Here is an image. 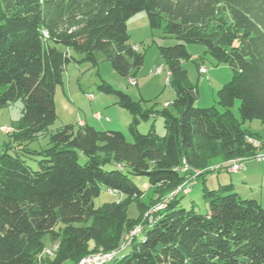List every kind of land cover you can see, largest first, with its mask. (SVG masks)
Returning a JSON list of instances; mask_svg holds the SVG:
<instances>
[{"label":"trees","instance_id":"16d2710c","mask_svg":"<svg viewBox=\"0 0 264 264\" xmlns=\"http://www.w3.org/2000/svg\"><path fill=\"white\" fill-rule=\"evenodd\" d=\"M140 11L152 28L178 40L160 46L175 89L172 106L144 108L116 91V103L132 116L131 139L88 122L50 132L68 62L97 64L103 52L121 75L136 76L144 54L133 48L127 22ZM189 43L233 70L219 89L220 107L197 104L185 62L199 61ZM19 99L23 113L13 135L26 146L0 147V264H64L101 250H118V264H264L263 202L232 180L210 185L206 175L218 157L227 165L255 151V136L242 125L264 123V0H0V106ZM236 99L241 121L231 113ZM141 121L150 122L147 133ZM45 131L46 148L27 146ZM138 175L167 196L151 217L133 180ZM192 178L190 190L175 192ZM199 183L205 211L182 203ZM103 190L125 200L96 205ZM133 201L136 218L128 214ZM46 235L58 242L50 263Z\"/></svg>","mask_w":264,"mask_h":264},{"label":"rangeland","instance_id":"374dc122","mask_svg":"<svg viewBox=\"0 0 264 264\" xmlns=\"http://www.w3.org/2000/svg\"><path fill=\"white\" fill-rule=\"evenodd\" d=\"M127 26L130 41L134 45H138L140 51L144 54V63L134 77L138 84L133 85L130 78L121 75L113 67L111 61L103 52L98 53L97 64H93L89 61L68 62L65 66L63 84L58 85L56 88L55 104L57 119L49 126L50 132L59 129L66 124L77 125L80 123V120H85L100 130H122L125 132L126 136L131 139V133L128 127L132 120V116L127 111L119 109V105L116 103L118 98L116 91L128 93L135 101L140 102L144 108L150 109L154 107L160 109L164 106H172L173 99L175 98V89L171 82L167 80L166 69L162 72H158L157 67L163 65L166 68L161 55L160 46L171 45L178 42V40L174 36L165 35L162 29L152 28L146 11H140L132 16L128 20ZM187 47L192 55L196 54L193 57L197 58L199 61L196 62L195 60H189L185 62L189 78L197 88V104L199 106L216 105L217 107H220L219 89L232 80V68L226 63H218L205 52L206 48L201 44L189 43L187 44ZM199 66H205L207 72L200 73ZM104 84L111 87L109 92L101 89V85ZM89 94H93L94 98L90 99ZM239 106L240 100L236 99L234 106L231 108V113L234 118L241 121ZM97 111L101 113L103 117L102 119H98L94 115ZM22 113L23 102L21 99L12 101L6 106H0V147L7 146L9 143L18 146L20 144L21 146L26 144L25 142L27 141H23V144L20 143L18 139L15 141L13 135L20 129L19 125ZM116 114V117L119 118L121 123L114 125L109 124L112 116ZM130 116L131 120H129ZM95 120L106 122V126L96 124ZM149 123L150 122L146 123L145 121H141L138 126L140 132L147 133L149 130ZM242 126L256 138H259L264 142V123L260 120H248ZM155 127L157 133L163 134V117H156ZM50 132H43L34 140L29 141V145L27 146L35 150L46 148L49 143ZM29 162L33 166H37L36 160H30ZM257 162L259 161L251 159L247 161V166L257 164ZM260 162H264V159ZM224 165H226V162L221 157H218L211 162L210 167L208 168L210 171L206 174L208 177L207 183L210 185L216 184L218 180L217 175L219 174V180L229 181L233 179L235 185H237L241 192L253 195L256 194L254 196L256 198L258 196L257 199H260L261 196L264 201V170L263 172L252 175L250 178L243 179L245 172H232L229 171L227 167L223 168ZM133 180L144 191L141 200L149 205L150 209L147 213L150 214L151 210L163 206V201L167 196L165 195L162 197L154 193L147 176H133ZM192 183L196 184L194 178H192L191 184ZM201 186V183L195 185L193 192L183 197L182 203L186 207H190L194 202L197 209L205 211L207 203L206 198L202 194ZM112 200L123 201L125 200V196L103 190L99 196L95 197V204L101 205L106 201ZM128 214L134 218L139 215L136 201L130 203ZM147 216L149 215L145 214V217ZM89 223L90 221L83 224L85 225ZM138 226L139 224L132 230ZM131 231L128 234H130ZM129 236L126 240L131 239ZM44 242L45 250L43 256H46L48 263H50L51 260L55 258L54 254L58 247V242H52L49 235L44 237ZM130 249L131 247H128L126 251ZM76 263L77 262L67 261L64 264ZM105 264H118V259L108 261Z\"/></svg>","mask_w":264,"mask_h":264},{"label":"built area","instance_id":"2783aa9c","mask_svg":"<svg viewBox=\"0 0 264 264\" xmlns=\"http://www.w3.org/2000/svg\"><path fill=\"white\" fill-rule=\"evenodd\" d=\"M133 48L135 50H138L140 47L138 45H134ZM164 69H166V71H167V80H169L170 71L167 70V68H165L163 65L157 67L158 72H162V71H164ZM199 70H200V73H206L207 72V68L205 66H200ZM130 81L133 85L136 84L135 78H131ZM89 97H90V99L94 98L93 94H89ZM95 116L97 118L102 117L100 112L95 113ZM250 141L253 144V146L255 147V151L251 155L230 160L229 162H227V165L224 166L223 168L227 167V169L229 171L239 172V171L246 169L247 161H249L251 159H255L257 161H262L264 159V142L261 139L253 137V136L250 137ZM199 172L197 174H199ZM190 186H191V183L187 182L183 187H179L178 189H176L175 192H178L180 190H185V191L190 190ZM163 206H164V204H163ZM162 207H159V208L154 209V210L157 211L158 209H160ZM154 210H151L150 214L146 213V215H149L151 217V214ZM139 230H140V226H138L137 228L132 230L130 234H127L126 239L128 238L129 235H130L129 237L132 239V237L137 232H139ZM131 239H129V240H131ZM117 254H118V250H110V251L101 250V251H97L96 253H91L87 256L82 257L76 264H105L108 261L114 260Z\"/></svg>","mask_w":264,"mask_h":264},{"label":"crops","instance_id":"0c3cea01","mask_svg":"<svg viewBox=\"0 0 264 264\" xmlns=\"http://www.w3.org/2000/svg\"><path fill=\"white\" fill-rule=\"evenodd\" d=\"M196 55V54H195ZM195 55H193V56H195ZM200 71V70H199ZM136 84H138L137 83V81H136ZM174 100V99H173ZM117 101V100H116ZM119 107V109H122L120 106H118ZM117 109V108H116ZM116 109H115V111H116ZM123 111H126L125 109H122ZM121 110V111H122ZM98 112V111H97ZM128 112V111H127ZM96 113V112H95ZM95 113H94V115H95ZM129 113V112H128ZM130 114V113H129ZM131 115V114H130ZM117 116V114L116 115H113L112 116V119L109 121V124H120L121 122H120V120H119V118L118 117H116ZM103 117H101V118H98V119H102ZM109 118V117H108ZM107 118V119H108ZM97 119V118H96ZM129 120H131V116H130V118H129ZM84 122H87V121H85V120H80V123H84ZM95 122H96V124H99L100 126H106V122H103L102 120H95ZM109 126V125H108ZM125 126H126V124H125ZM263 170H264V162H257V164H253V165H251V166H247V164H246V169H244V170H242V172H245V174L243 175V179H245V178H250L252 175H255V174H257V173H259V172H263ZM223 171H225V170H223ZM226 172V171H225ZM217 178H219V174L217 175ZM233 182H234V180L233 179H231ZM241 184V183H240ZM242 186V185H241ZM236 187H237V185H236ZM243 187V186H242ZM237 189H239L238 187H237ZM240 190V189H239ZM254 195H256V194H254ZM258 197V196H257ZM260 200L263 202V204H264V201H263V199L261 198V196H260Z\"/></svg>","mask_w":264,"mask_h":264}]
</instances>
